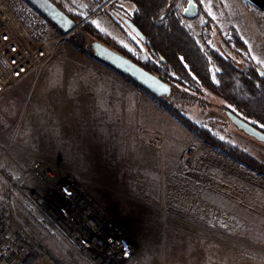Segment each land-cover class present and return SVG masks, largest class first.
<instances>
[{
	"label": "rangeland",
	"instance_id": "1",
	"mask_svg": "<svg viewBox=\"0 0 264 264\" xmlns=\"http://www.w3.org/2000/svg\"><path fill=\"white\" fill-rule=\"evenodd\" d=\"M52 1L76 27L58 35L52 58L39 72L0 94V168L13 178L8 183L0 177L8 187L1 193L13 225L31 235L46 232V248L64 264H87L22 187L21 169L39 159L71 172L132 236L136 246L123 264H264V174L210 145L127 76L70 41L90 21L144 62L149 53L143 40L121 19L134 5ZM196 2V15L180 18V24L199 47L263 76L264 13L243 0ZM185 3L176 2L178 13ZM94 39L86 34L85 48ZM185 93L192 96L180 102L185 118L264 163V144L229 121L220 94ZM176 98V91L164 97L172 105L179 104ZM27 182L34 183L30 177Z\"/></svg>",
	"mask_w": 264,
	"mask_h": 264
},
{
	"label": "built area",
	"instance_id": "2",
	"mask_svg": "<svg viewBox=\"0 0 264 264\" xmlns=\"http://www.w3.org/2000/svg\"><path fill=\"white\" fill-rule=\"evenodd\" d=\"M51 26L28 1L0 0V94L39 72L52 58L59 37L51 36ZM21 172L26 179L22 187L29 189V197L53 222L71 252L87 264L126 261L136 246L134 239L71 172L39 159ZM0 177L8 183L13 180L4 167ZM29 177L33 184L27 182ZM0 183V264H64L46 248V232L31 235L13 225L7 195L1 193L8 187Z\"/></svg>",
	"mask_w": 264,
	"mask_h": 264
},
{
	"label": "trees",
	"instance_id": "3",
	"mask_svg": "<svg viewBox=\"0 0 264 264\" xmlns=\"http://www.w3.org/2000/svg\"><path fill=\"white\" fill-rule=\"evenodd\" d=\"M101 0H93L94 4ZM134 5V10L128 15L131 22L143 34L144 46L149 53V59L144 62L137 61L125 48L109 41L90 21H84L69 36L70 41L79 49L93 51L85 48V35L94 37L116 50L122 55L137 62L142 67L155 73L170 84L171 92L176 91L179 104L172 105L164 97L155 96L147 92L162 105L167 107L173 115L191 127L197 135L210 145L216 147L227 156L244 164L247 167L264 174V163L247 155L230 143L215 138L209 131L198 128L181 113L180 102L186 97L189 90L200 94L201 90L208 89L220 94L226 101L227 108L241 118L264 131V75L261 76L251 65L243 69L235 67L229 60H225L212 50L206 53L192 35L180 24V18L185 17L181 11L178 13L176 2L178 0H126ZM122 17V16H121ZM233 43L241 45L239 39L233 36ZM215 63L217 69L211 70L208 55ZM181 86V87H178Z\"/></svg>",
	"mask_w": 264,
	"mask_h": 264
},
{
	"label": "water",
	"instance_id": "4",
	"mask_svg": "<svg viewBox=\"0 0 264 264\" xmlns=\"http://www.w3.org/2000/svg\"><path fill=\"white\" fill-rule=\"evenodd\" d=\"M37 11H39L51 24L59 31L69 33L76 27V23L63 9H61L52 0H26ZM249 5L257 8L264 13V0H243ZM198 5L196 0H186L185 6L182 9V14L185 17L196 15ZM128 29L139 39H144L140 30L131 22L128 17H121ZM88 48L93 51V57L102 63L110 66L119 73L127 76L132 82L143 88L145 91L155 96H168L171 93V86L163 80L162 77L148 71L137 62L122 55L116 50L110 48L99 40H93L88 44ZM147 59V56L144 53ZM260 73H262L260 71ZM229 121L241 132L251 136L255 140L264 144V131L241 118L233 111L223 108Z\"/></svg>",
	"mask_w": 264,
	"mask_h": 264
},
{
	"label": "crops",
	"instance_id": "5",
	"mask_svg": "<svg viewBox=\"0 0 264 264\" xmlns=\"http://www.w3.org/2000/svg\"><path fill=\"white\" fill-rule=\"evenodd\" d=\"M127 10H128V9H127ZM128 11H129V10H128ZM49 32H50L51 36H55V37H58L59 34L64 35V33L61 32V31H59L54 25L51 26V27L49 28ZM94 59H95V58H94ZM95 60H97V59H95ZM97 61H98L100 64H102L103 66L109 68V70H111L112 72H117V73H119L118 71H116L115 69L111 68L110 66H108V65H106V64H104V63H102L101 61H99V60H97ZM119 74H121V73H119Z\"/></svg>",
	"mask_w": 264,
	"mask_h": 264
}]
</instances>
